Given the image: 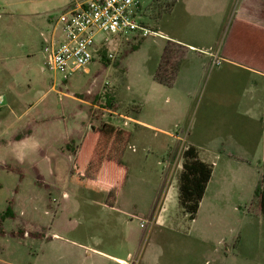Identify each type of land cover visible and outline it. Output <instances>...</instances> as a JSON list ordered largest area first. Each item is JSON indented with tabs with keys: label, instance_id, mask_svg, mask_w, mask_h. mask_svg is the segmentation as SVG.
I'll return each instance as SVG.
<instances>
[{
	"label": "rangeland",
	"instance_id": "1",
	"mask_svg": "<svg viewBox=\"0 0 264 264\" xmlns=\"http://www.w3.org/2000/svg\"><path fill=\"white\" fill-rule=\"evenodd\" d=\"M140 1V21L158 31L172 24L173 0ZM71 3L0 0V264H117L108 255L137 264L154 241L190 264H264L262 181L254 188L264 175V138L227 145L248 160L217 154L207 194L214 198L195 219L165 201L164 221L151 223L128 187L157 186L156 219L172 173L178 183L183 150L208 130L198 98L182 103L155 80L169 43L159 34L102 33L113 39L89 70L66 79L44 69L45 45L62 35L57 19ZM88 139L107 153L91 161L75 154ZM123 187V202L102 192Z\"/></svg>",
	"mask_w": 264,
	"mask_h": 264
},
{
	"label": "crops",
	"instance_id": "2",
	"mask_svg": "<svg viewBox=\"0 0 264 264\" xmlns=\"http://www.w3.org/2000/svg\"><path fill=\"white\" fill-rule=\"evenodd\" d=\"M169 10L173 14L172 24L156 31L169 40L166 46L169 48V63L164 68V78L171 80L172 84L159 83L171 88L180 96L182 103L193 95L197 96L198 109H201L199 125L208 130L197 133L198 145H191L198 148L202 160L213 166L217 154L222 151L230 157L248 160L240 155L244 153H234L227 145H240L243 139L264 138V0H173ZM62 39L59 36L58 40ZM85 68L89 70L88 66ZM104 109L112 111L111 108ZM136 123L159 129L140 119ZM107 150L104 143L88 139L74 152L91 161L106 154ZM220 173L222 177L230 176L231 169L227 172L224 168ZM215 174L214 167L210 185ZM261 181L259 179L254 184L255 190ZM209 184L199 212L209 208V201L214 198L207 197ZM152 186H129L128 189L141 194L139 214H149L147 217L151 223L153 220L162 223L161 212L167 209L165 201L172 205L179 202L177 177L172 173L156 219L155 211L152 213L150 208L157 186ZM125 188L101 190L107 200L123 202ZM116 223L122 225L120 219L119 222L116 219ZM177 252L154 241L137 264H190L189 259L180 260ZM108 256L117 264L126 261L119 256Z\"/></svg>",
	"mask_w": 264,
	"mask_h": 264
},
{
	"label": "built area",
	"instance_id": "3",
	"mask_svg": "<svg viewBox=\"0 0 264 264\" xmlns=\"http://www.w3.org/2000/svg\"><path fill=\"white\" fill-rule=\"evenodd\" d=\"M141 7L140 0H72L57 19L63 39L60 41L53 37L45 45L48 56L44 69L60 72L67 79L90 64L94 54L108 45L111 40L109 35L125 36L135 32L143 36L158 34V31L139 20ZM98 34L101 36L97 37ZM120 263L130 264L126 261Z\"/></svg>",
	"mask_w": 264,
	"mask_h": 264
},
{
	"label": "trees",
	"instance_id": "4",
	"mask_svg": "<svg viewBox=\"0 0 264 264\" xmlns=\"http://www.w3.org/2000/svg\"><path fill=\"white\" fill-rule=\"evenodd\" d=\"M102 50H99L98 53H101ZM103 56L105 57V54ZM167 63H169V48H166L163 61L155 75V79L161 83L172 84L171 80H166L162 75ZM182 158V169L178 177L179 204L186 209L191 219H195L208 184L212 179L214 168L213 164L200 158L198 148L194 145L186 146L182 152ZM258 198L262 214L264 215V175L262 184L258 188Z\"/></svg>",
	"mask_w": 264,
	"mask_h": 264
}]
</instances>
